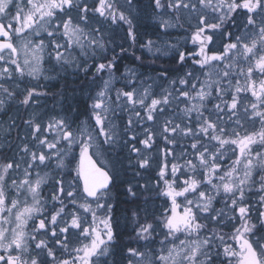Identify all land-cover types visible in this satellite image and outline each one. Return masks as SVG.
Instances as JSON below:
<instances>
[{"label": "snow or ice", "instance_id": "snow-or-ice-1", "mask_svg": "<svg viewBox=\"0 0 264 264\" xmlns=\"http://www.w3.org/2000/svg\"><path fill=\"white\" fill-rule=\"evenodd\" d=\"M150 7L159 31L139 47L155 58L152 63L170 57L181 68L188 65L182 75L170 78L164 69L150 76L132 65L117 76L120 55L100 25H126L127 39L136 44V0L123 5L119 0H0V112L9 115L14 105L38 108L41 97L56 95L41 81L64 79L71 71L87 113L77 121L73 113L79 114V106L69 105L46 122L35 112L22 127L15 117L5 121L0 264H100L102 259L109 264L120 244L119 201L112 194L117 176L105 162L98 166L93 156L103 153L95 150L108 146L110 151L128 137L124 146L140 157L129 164L147 170L152 159L144 152L158 135L165 158L156 173L159 191L129 181L125 192L139 200L142 189L148 193L145 205L164 197L170 207L158 218L139 205L130 217L126 210L124 220L131 219L135 233L128 244L137 246L126 248L121 264H264V79H255L257 72L264 77V0H150ZM184 13L187 28L179 23ZM178 27L188 33L183 43L163 39ZM143 59L135 56L141 64ZM241 93H251L248 102ZM242 118L259 121V127L249 131ZM145 123L151 127L143 128L139 139L136 128ZM13 129L18 143L11 142ZM189 138L190 146L181 145L177 156L179 140ZM169 156L188 158L169 167ZM73 233L79 244L69 249ZM60 249L67 258L57 255Z\"/></svg>", "mask_w": 264, "mask_h": 264}, {"label": "trees", "instance_id": "trees-1", "mask_svg": "<svg viewBox=\"0 0 264 264\" xmlns=\"http://www.w3.org/2000/svg\"><path fill=\"white\" fill-rule=\"evenodd\" d=\"M123 2L125 3V0H123ZM136 3H137V8L135 11H133L135 18H136L134 23L137 25V31L140 35V39L137 41L136 44H132V42L127 39V36H126L127 26L126 25L123 27L119 25H112L110 23H103L102 25H100L104 30L110 33L109 37L106 39V40L112 41V43L109 44V47H115L116 53L120 55V59L117 62L118 64L117 76H119L120 73H122L124 67L128 65L129 66L136 65L137 67L139 66V68L141 69L143 73L149 74L150 76H154L156 73H159L160 71L164 69H167L169 72L170 78L178 74L182 75L185 71L190 70L188 65H185L183 68H181L170 57H162L159 60H155V63H152V61L155 58L153 56L147 55V53L144 52V50L139 47V45L143 43L145 40L149 38L155 39L157 37L159 30L157 28V22H155V20L154 22H149V19L153 18L152 8L150 7V0H136ZM240 23H241V17L237 16V24H240ZM182 24L184 25V28L188 27V25L184 23ZM93 25L97 26L95 23ZM180 30L182 31L181 33H185L186 35H188V33L185 32L184 29L180 28ZM229 30L233 31L235 34V29H229ZM171 34H173V36L175 35L174 33H169V35ZM223 43H225V40L222 43H219L220 50H222L223 48ZM118 45H122L123 47L128 49V51L126 53H121L120 48L117 47ZM189 50H194L192 49L191 44H189ZM213 50L214 51L216 50L215 46L213 47ZM141 54H143V57H144L142 64L140 61L135 60V56H139ZM188 63L191 64V61H189ZM64 77H65L64 79L57 80V83L56 82L53 83L49 88L46 89V91L50 93L51 91L52 92L55 91L58 85H60V88H62L65 85V87L61 89L60 95H55V96L48 95V96L41 97L39 99L40 101H42L41 107L45 106V109H44L45 111L47 106L50 107L52 105L51 103H47L46 101H44L46 100L45 98L52 97V99L55 98L54 100L61 99L62 101H64L62 110H66L69 105H72L73 107L79 106V109H80L79 114L73 113V115L76 117L77 121H80L82 118H86L87 116V113L85 111L86 97L81 93L78 87L79 80L76 77L74 72L70 71L66 73ZM73 89H75V91H73ZM62 114H63V111H62ZM225 119L227 120V118ZM11 142L18 143V141H16L15 139H12ZM111 150L115 152V154L113 155L121 156L123 152L125 153L127 150L129 151V148H126V149L119 148L118 149L119 151L118 150L116 151V149L114 148H112ZM228 162L229 161H225L224 163L227 164ZM138 171L139 170L135 168L133 170V173H131L132 175H127L126 173H122L123 180L121 182H116V185L113 188L112 194L114 196V199L116 201H119V204H118L119 210L117 212V215L120 218V226L118 229V233H119L118 238H119L120 244L117 245V247L114 249L113 255L112 257H110L111 261H109V264H121V258H122L123 253L126 251V248L128 246H131V247L137 246L135 243H132L130 245L128 244V241L132 240L130 239V237L133 235L132 231L134 229V225L132 224L131 219H129L127 223L125 222L124 216H125L126 210H127L128 216L130 217L131 210H134L137 207V205H139L140 208L146 207L148 212L151 215L156 216L157 218L162 215V210L160 211V206L163 205L164 201L166 200L164 197H160L159 199H150L145 205L143 201L145 200V197L146 195H148V193H144L142 189H138L140 191L139 200H137L134 197H129L126 194L125 188L127 186V182L129 181H134V182L139 181L141 185L153 184V181L155 180L154 175H153L154 170L147 171L144 173L139 172L140 175H136L135 173ZM144 175L147 177V179L145 178ZM156 190L159 191L158 188ZM151 195L154 196L153 192H151ZM152 200L156 201L158 204L160 203V205L157 206L156 213H151L153 209ZM129 201H131V203H129ZM217 207H219V204ZM141 215L143 216L144 213L141 212ZM224 230L229 231V229H224ZM121 246H123V249ZM123 264H127V261L124 260Z\"/></svg>", "mask_w": 264, "mask_h": 264}, {"label": "rangeland", "instance_id": "rangeland-1", "mask_svg": "<svg viewBox=\"0 0 264 264\" xmlns=\"http://www.w3.org/2000/svg\"><path fill=\"white\" fill-rule=\"evenodd\" d=\"M119 3L121 5L124 4L123 0H119ZM132 15L135 17L134 13H132ZM173 19V22H176V15L174 14V16L172 17ZM149 22H154V19L153 18H150L149 19ZM156 22V20H155ZM180 24L184 23L186 25H188L189 23V16L187 13H184L179 21ZM191 23H195V20H192ZM242 27V24H238ZM93 27H97L95 25H92ZM182 29V28H181ZM104 30V29H103ZM229 30V28H226L225 31ZM182 31L180 30V28H176V29H170L169 30V33H174L175 35L173 36V34L169 35V36H166V37H163V39L165 40H170L171 42H176V41H180L181 43H183V40L182 38L186 36L185 33H181ZM104 33H105V40L109 37L110 33L107 32L106 30H104ZM240 33L236 32L235 31V34L234 35H238ZM157 38V37H156ZM155 38V39H156ZM234 38V37H233ZM153 39V40H155ZM227 39H225V43H227ZM144 50V49H143ZM144 52L147 53V55H150L152 56L151 54H149L146 50H144ZM145 53V54H146ZM129 66V65H128ZM126 67V66H125ZM124 67V69H125ZM124 69L122 72H124ZM137 70L139 72H142L141 69L139 68V66L137 67ZM145 74V73H144ZM259 74V72H257L256 76ZM65 75V74H64ZM145 75H149V74H145ZM258 78V76H257ZM255 77V79H257ZM238 79L240 80L241 84L243 85L245 83L244 81V78L243 77H238ZM57 80H52V81H48V82H44V81H41V83H47L48 87L49 88L53 83H55ZM233 84H235V80H233ZM123 86V83H117L116 84V88H120ZM23 87V85H22ZM65 87V85L63 86ZM62 87V88H63ZM60 88V85L57 86L56 90L55 91H51L50 93H55L56 95H60L61 93V89ZM157 91H159L157 89ZM115 94V89L113 90V96ZM50 96H53V95H50ZM55 96V95H54ZM241 97L245 98L244 102H248V100L251 98V94L250 93H241ZM229 100L231 99L230 96L227 97ZM47 103H51L52 105L50 107L47 106L46 110L44 111L45 109V106H40L39 104V107L38 108H35V107H28L27 108V115H26V120L29 118V116L35 112L39 115H41L42 119L46 122L48 117L49 116H52V115H56V114H62V106H63V102L61 99H58V100H54L55 98L52 99V97H49V98H45ZM42 101L39 100V103H41ZM216 101H212V103H215ZM55 104V105H53ZM42 105V104H41ZM212 105L209 104L208 107H211ZM20 108H23L20 107ZM243 111V108L241 109V112ZM227 118V117H225ZM85 118H82L80 121L84 120ZM163 119V118H161ZM127 120V114L124 115V121ZM226 120V119H225ZM179 122V121H177ZM123 123V121L121 122ZM242 123L245 124V127L248 129L250 127V120L248 121H244L243 118H242ZM229 128H231L233 125L232 124H228L227 125ZM73 127H76L75 124H73ZM146 127H151V125L149 123H145L144 125H139L137 126L136 128V132L140 133V136H139V139H144V136L142 134V131H143V128H146ZM128 137H122L121 138V143L115 147H113L114 149H116V151L119 149V148H123V149H126L128 147L124 146V143L125 141H127ZM192 140L189 138V139H180L179 140V143L178 145L176 146V153H177V156H179V154L184 150L183 147H181V145H187V146H190ZM136 146L137 147H140L141 149H143V146L139 144L138 141H136ZM164 147V140L161 136H157L155 142H154V147L151 149V151L149 152H144V155L150 157L152 159V166L150 169H139L138 167H133L129 164V161L131 160L132 161V164L134 165L135 162L140 159V157H137L135 153H131L130 151H126L125 153L123 152L121 156H116V155H113L115 154V152H113L112 150L109 151H106L105 149H107V146H104L103 149H97L95 151H98V152H101L103 153L102 155H94L93 157L95 158V160L98 161V164L100 161H103L107 164V167L110 171H114L116 173V176H117V182H121L123 180V174L122 173H126L127 175H132L131 173H133V170L136 168L138 169L140 173H144V172H147V171H153V175H154V178L155 180L153 181V184H149L148 187L149 189H156L155 185H156V173L159 171V166L162 165L163 163H165V158L163 156V153L160 151L162 148ZM169 147H172V146H169ZM119 151V150H118ZM191 151L190 147H189V152ZM230 151V150H229ZM121 152V151H120ZM75 153L78 157V153H79V148H76L75 149ZM125 157H124V156ZM116 156V157H115ZM124 157V158H122ZM188 157H184L183 159H179V160H176L174 161L173 158L171 156H169L167 158V163L169 164V167L171 165V163L173 162H178V163H183L184 162V159H187ZM232 157H227L225 161H229ZM224 161V162H225ZM110 162V163H109ZM71 167H75V162L73 163V165ZM125 170H124V169ZM123 169V171H122ZM35 169L33 170V176L35 175ZM41 173L43 174V172H47L48 169H41L40 170ZM67 171V170H66ZM145 176V175H144ZM69 179L71 178L70 176L68 177ZM145 178L147 179V177L145 176ZM171 178V177H169ZM134 185H141V183L139 181L137 182H134V181H131ZM191 199V196L189 197ZM23 200V199H22ZM218 206V204H217ZM221 205L219 204V207ZM132 236L130 237V239H133L134 238V230L132 231ZM129 239V238H128ZM158 247V246H157ZM100 264H102V261L100 262Z\"/></svg>", "mask_w": 264, "mask_h": 264}, {"label": "flooded vegetation", "instance_id": "flooded-vegetation-1", "mask_svg": "<svg viewBox=\"0 0 264 264\" xmlns=\"http://www.w3.org/2000/svg\"><path fill=\"white\" fill-rule=\"evenodd\" d=\"M257 76H258V78H257ZM257 76H256L257 80L264 79V77H262L260 75V73ZM56 83H57V81H56ZM21 88H23L22 85H21ZM39 104L41 106V103H39ZM20 107H22V106L14 105L13 108L10 110V114L9 115H5L4 113L0 112V149H2L5 146V144H6V141H5V136H6L5 129L8 127V125H7V123H5V121L9 120L10 117H15L16 126L22 127L21 121L22 120H26L27 111H25V107L24 106H23V108H20ZM250 124L251 125L248 128L249 131L253 130V127H259V121L253 122V121L250 120ZM22 134L23 133L21 132V135ZM10 136H11L12 139H14L17 136V131L15 129H13L11 131ZM72 175H75V173L73 172ZM156 189H155V191H157ZM14 194L15 193L13 191L12 195H14ZM50 194H51V188L50 187L45 188L44 191H43V195H44L45 199H47L50 196ZM153 194L155 195L154 191H153ZM21 199H23V197H21ZM9 202H10V200H9ZM178 202L179 203H183V198H178ZM158 205H160V203L158 204L156 201L152 202V208L153 209H152L151 213H156ZM163 205L160 206V211L162 210V214H163L165 208L170 207V202L165 200ZM57 207H59V205H57ZM47 208H48V211L46 212V214L50 217L51 211H54V209H51V205L50 204L47 206ZM6 214L7 213H4V215H6ZM39 219H40V217H37V221ZM89 219H90V217H89ZM29 226L31 227V222H30ZM159 230L160 229L157 228L158 232H159ZM162 238H163V234H161L160 236L156 237L157 240L162 239ZM181 238H183V237H181ZM52 243H54V242H52ZM78 244H79V242L77 241L75 234L74 233L70 234V236H69V249L77 247ZM50 246H51V244H50ZM57 255L60 256L61 258H67L68 253L64 252L63 249H60L57 252ZM110 257H112V256H110ZM110 257H108V261H111ZM101 261H102V264H103V259Z\"/></svg>", "mask_w": 264, "mask_h": 264}, {"label": "water", "instance_id": "water-1", "mask_svg": "<svg viewBox=\"0 0 264 264\" xmlns=\"http://www.w3.org/2000/svg\"><path fill=\"white\" fill-rule=\"evenodd\" d=\"M94 159V158H93ZM95 160V159H94ZM98 166H99V164H98Z\"/></svg>", "mask_w": 264, "mask_h": 264}]
</instances>
